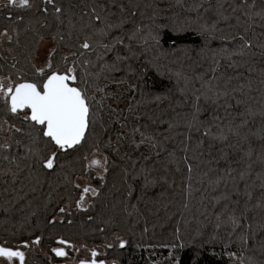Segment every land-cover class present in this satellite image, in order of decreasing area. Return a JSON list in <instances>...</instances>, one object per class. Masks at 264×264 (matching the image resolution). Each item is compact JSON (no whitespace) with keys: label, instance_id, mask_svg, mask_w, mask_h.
<instances>
[{"label":"snow or ice","instance_id":"6c2138e0","mask_svg":"<svg viewBox=\"0 0 264 264\" xmlns=\"http://www.w3.org/2000/svg\"><path fill=\"white\" fill-rule=\"evenodd\" d=\"M225 258L264 264V0H0V264Z\"/></svg>","mask_w":264,"mask_h":264},{"label":"trees","instance_id":"16d2710c","mask_svg":"<svg viewBox=\"0 0 264 264\" xmlns=\"http://www.w3.org/2000/svg\"><path fill=\"white\" fill-rule=\"evenodd\" d=\"M165 4L168 2V0H164ZM193 0H185V3H192ZM212 2L214 3L215 0H212ZM164 6V5H162ZM174 11H180V9L176 8V9H173ZM201 11H203V9H201ZM194 15V13L192 14ZM190 55H193V60L196 59L195 55L194 54H190ZM183 59V57H182ZM191 61H187L185 60L184 61V64H185V68L184 70L191 73L193 70L196 72V73H205L206 77H210L212 75V73L210 72L209 70V62L205 61V62H201L202 63V66L200 67H196L195 69L193 68H189L187 67L188 64H190ZM177 68L180 67V65H176ZM240 72H242L244 74V76H247L248 73H247V70L246 68H241L239 69ZM224 74V76H235L236 75V70L234 69H230V68H227V63L226 62H222V66L221 68L217 71L216 75L217 76H220L221 74ZM254 75L258 76V73H255ZM239 82H243L242 80L240 81H237V80H233V84L235 85L236 83H239ZM222 83V81H221ZM168 84V81L167 79H163V81L160 80L159 77L156 78V82L154 83V88L156 91H163V88L165 85ZM166 103L167 102H164V105L166 106ZM196 187H199L201 189V192H203V186L199 185V184H196L195 185ZM224 190V185L223 183L219 186V189H218V192L219 191H223ZM200 192H197V193H194V196H193V199L191 200V206L195 207L198 205V201L200 199ZM214 194H217V193H212L211 190L209 191V193H207L206 195H208L209 197L211 195H214ZM211 210V209H210ZM216 210H219V208H217ZM233 251H237L239 252L237 249H233ZM145 255H147V253H145ZM221 264H230L229 260L227 258L223 259L221 261Z\"/></svg>","mask_w":264,"mask_h":264},{"label":"rangeland","instance_id":"374dc122","mask_svg":"<svg viewBox=\"0 0 264 264\" xmlns=\"http://www.w3.org/2000/svg\"><path fill=\"white\" fill-rule=\"evenodd\" d=\"M237 255H239V252H237Z\"/></svg>","mask_w":264,"mask_h":264}]
</instances>
